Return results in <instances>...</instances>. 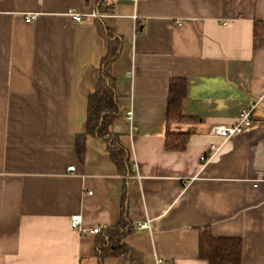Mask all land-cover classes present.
I'll return each mask as SVG.
<instances>
[{"label":"crops","instance_id":"obj_1","mask_svg":"<svg viewBox=\"0 0 264 264\" xmlns=\"http://www.w3.org/2000/svg\"><path fill=\"white\" fill-rule=\"evenodd\" d=\"M107 3L99 15L96 0H0V264H96L97 236L71 230V216L103 229L123 211L126 254L102 264H208L204 228L239 238L241 264H264V0ZM106 28L122 42L110 131L129 154L126 175L102 140L88 136L82 158L74 150ZM172 78L186 80L182 110L195 119L168 127L190 134L183 151L164 147ZM257 102L251 126L202 163L222 143L210 128L233 126ZM146 219L150 230L135 231Z\"/></svg>","mask_w":264,"mask_h":264},{"label":"trees","instance_id":"obj_2","mask_svg":"<svg viewBox=\"0 0 264 264\" xmlns=\"http://www.w3.org/2000/svg\"><path fill=\"white\" fill-rule=\"evenodd\" d=\"M96 1L99 15L111 9L107 0ZM261 26L263 27L264 23ZM105 32L108 40L107 51L101 59L95 90L87 97L85 129L83 134L76 136L74 150L77 157L82 158L88 136L102 140L106 143L110 159L118 172L126 175L130 171L129 154L121 145L119 137L110 131V126L121 116L115 93V80L111 75V65L119 56L122 42L112 30L106 28ZM257 33L255 30V34ZM186 92L187 82L185 79H170L165 110L164 147L167 151H183L190 136L189 133L171 132L168 128L169 125L195 121L194 118L187 117L182 110ZM132 231V225L127 219L126 212L123 211L122 217L116 225L105 227L96 235L94 250L96 264H102L106 258L125 255L124 240ZM198 255L208 264H241L242 242L237 237H213L209 228H204L198 232Z\"/></svg>","mask_w":264,"mask_h":264},{"label":"built area","instance_id":"obj_3","mask_svg":"<svg viewBox=\"0 0 264 264\" xmlns=\"http://www.w3.org/2000/svg\"><path fill=\"white\" fill-rule=\"evenodd\" d=\"M72 18V20L75 23H80L83 20L82 15L80 14H74L70 13L69 14ZM34 15H26L25 16V22L29 23L33 21ZM258 105L257 103H253L250 106L242 107L237 115V122L233 126H224V125H215L212 126L209 130V135L211 137H216L220 138L222 143H211L204 154L201 156L200 160L202 163H205L209 158H211L215 153H217L220 149L222 144L224 143L225 140L229 139L232 136L240 134L244 129L248 128L252 124V113L256 109ZM127 119L130 123H132V113L129 111L127 113ZM132 131H136V127L132 126L131 127ZM69 172H74L75 168L74 167H69L68 168ZM92 192H87L88 195H91ZM133 228L135 231H149L150 230V220H137L133 224ZM70 229L77 232L80 235H84L87 232L97 235L100 233L102 228L100 227H94L92 229H84L81 226V217L80 215H73L70 218Z\"/></svg>","mask_w":264,"mask_h":264}]
</instances>
